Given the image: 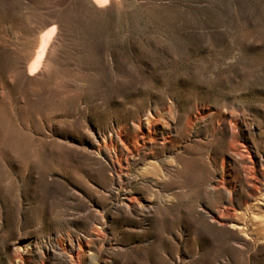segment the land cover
<instances>
[{"label": "rangeland", "instance_id": "374dc122", "mask_svg": "<svg viewBox=\"0 0 264 264\" xmlns=\"http://www.w3.org/2000/svg\"><path fill=\"white\" fill-rule=\"evenodd\" d=\"M0 264H264V0H0Z\"/></svg>", "mask_w": 264, "mask_h": 264}, {"label": "bare ground", "instance_id": "6f19581e", "mask_svg": "<svg viewBox=\"0 0 264 264\" xmlns=\"http://www.w3.org/2000/svg\"><path fill=\"white\" fill-rule=\"evenodd\" d=\"M56 41V34L54 27H50L46 34L42 36L38 48L29 53L27 57L28 63L31 62L29 68V74H33L39 71H43L47 64V58L52 45Z\"/></svg>", "mask_w": 264, "mask_h": 264}]
</instances>
